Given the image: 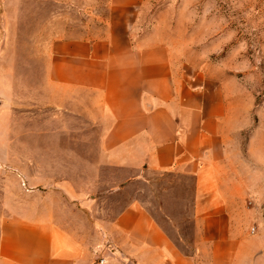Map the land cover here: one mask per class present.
Wrapping results in <instances>:
<instances>
[{
    "label": "crops",
    "instance_id": "1",
    "mask_svg": "<svg viewBox=\"0 0 264 264\" xmlns=\"http://www.w3.org/2000/svg\"><path fill=\"white\" fill-rule=\"evenodd\" d=\"M151 1L105 0L106 13L90 14L85 35L53 31L45 75L49 85L71 91L81 117L91 115L93 165L130 171L121 187L139 173L191 180L189 251L134 198L90 246L58 223L53 208L31 202L0 216V264H95L104 243V264H121L120 250L135 264H264V187L255 174L246 183L232 168L245 161L231 149L230 80L198 60V52L209 51L207 35L197 46L180 28L147 24ZM47 180L79 198L69 180Z\"/></svg>",
    "mask_w": 264,
    "mask_h": 264
},
{
    "label": "rangeland",
    "instance_id": "2",
    "mask_svg": "<svg viewBox=\"0 0 264 264\" xmlns=\"http://www.w3.org/2000/svg\"><path fill=\"white\" fill-rule=\"evenodd\" d=\"M104 1L0 0V216L15 205L49 206L59 224L90 246L110 232L119 211L134 198L189 251L194 240L191 180L149 172L121 187L129 170L93 165L91 115L85 111L88 117H81L71 91L46 81L51 33L85 35L90 14L106 13ZM148 13L147 24L158 20L180 28L190 44L199 46L208 36L209 51L196 55L210 64L211 75L230 80L231 149L245 161L233 171L246 183L255 174L264 187V0H152ZM81 138H86L82 144ZM49 178L69 180L80 190L79 198L55 189ZM164 214L176 221L177 230ZM103 246L97 247L95 264L108 248ZM113 254L110 249L108 258L135 264L121 250Z\"/></svg>",
    "mask_w": 264,
    "mask_h": 264
},
{
    "label": "built area",
    "instance_id": "3",
    "mask_svg": "<svg viewBox=\"0 0 264 264\" xmlns=\"http://www.w3.org/2000/svg\"><path fill=\"white\" fill-rule=\"evenodd\" d=\"M250 231H251V233H253L254 232V228H252ZM104 263H105V258L104 257H101L99 259V263L98 264H104Z\"/></svg>",
    "mask_w": 264,
    "mask_h": 264
}]
</instances>
